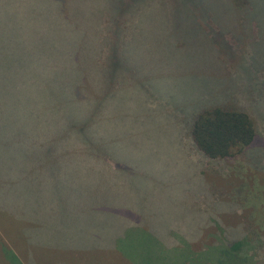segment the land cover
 <instances>
[{
	"label": "trees",
	"instance_id": "trees-1",
	"mask_svg": "<svg viewBox=\"0 0 264 264\" xmlns=\"http://www.w3.org/2000/svg\"><path fill=\"white\" fill-rule=\"evenodd\" d=\"M34 1L36 17L47 24L54 22L57 32L53 35L60 33L57 22L61 19L66 20L61 26L65 32L73 33L76 24L84 29L89 36L90 61L89 66L82 63L84 54L82 61L77 59V71L62 70L56 61L60 43L54 41L49 45H54L57 67L51 72L46 56L39 58L38 48L18 33L14 16L0 20V129L6 131L0 141V160L11 165L8 169L16 167L13 160L18 167H36L37 171L36 175L12 172L15 177H6L4 182L14 179L9 199H15L26 210L25 215L41 225L43 239L57 249L66 248L68 242L110 248L128 259L129 250L134 249L131 246L138 242L136 236L143 234L150 237V246L147 241L143 244L150 250L146 251L148 261L264 264V258L256 260L251 253V242L261 239L251 238L243 229L236 202L211 197L212 205L202 203L210 195L203 172L207 164L214 167L239 159L246 166L251 159L260 158L255 166L245 168L261 173L264 182V0H100L96 10L87 5L93 0ZM7 7L0 3V18L2 9L4 16L8 13ZM133 37L141 42L130 41ZM151 39H159V45L153 46L159 48L160 61L165 57L163 51L171 53L175 63L163 65L166 71L172 72L176 66L185 69L188 59L197 61L200 86L192 90L179 119L155 114V101L164 100L165 93L156 79L148 76L151 70L142 79L132 77L137 71L130 73L141 69L134 57L143 54L142 46L150 48ZM135 43L141 47L130 59L127 51ZM70 45L80 47L75 42ZM78 50L72 48L70 60ZM207 52L206 57L199 55ZM124 94L132 97L127 111L134 121L139 116L142 120L146 111L152 117L151 132L157 137L168 136L169 130L179 134L181 156L192 179L197 186L208 187V192L204 187L182 190L198 199L197 235L207 228L210 240L206 243L190 246L187 238L184 246L174 250L170 243L162 244L161 234L154 236L149 225L140 224V217L109 214L113 206L125 202L123 187L129 193L122 178L126 172L122 168H126L118 165L114 150H108L102 139L110 129L105 120L112 107L120 113L121 104H114L122 103ZM25 111L27 117L21 114ZM43 155L53 160L46 167ZM84 176L100 177L105 183L113 178L116 187L107 190L108 184H102L98 192L93 180L82 184ZM97 196L106 200L98 203L99 210L90 201ZM162 223L156 225L162 227ZM133 257L138 258L137 253Z\"/></svg>",
	"mask_w": 264,
	"mask_h": 264
},
{
	"label": "rangeland",
	"instance_id": "rangeland-1",
	"mask_svg": "<svg viewBox=\"0 0 264 264\" xmlns=\"http://www.w3.org/2000/svg\"><path fill=\"white\" fill-rule=\"evenodd\" d=\"M0 3L1 7H4L6 3L8 4V13L4 16L5 9H2V18L0 20L8 18V16L13 19L14 16L17 21L18 33L24 37L22 39H27L26 43L35 45L38 48L36 53L39 54V58L40 55L42 58L43 55L46 56L48 64L50 63L51 72L57 67L55 62L56 55L53 52L54 45H49L54 41L60 43L58 51L60 57L56 61L60 62L62 70L67 69L70 73L77 71L80 67L77 59L79 58L82 61L84 54L86 56L85 62L82 61V63L87 66L90 65L88 59L89 46L86 43L89 36L79 25L75 23L76 28L73 33L65 32L62 27L66 25V20L59 19L60 22H56L60 33L53 35L57 32L54 29V22L47 24L46 21L36 17L34 0H0ZM100 3V0H93L88 2L87 5L89 8L93 7L96 10L100 8ZM152 36L158 38L157 34ZM130 41L141 42L140 39L134 37L130 38ZM71 42L77 43L80 47L77 45L71 46ZM149 42V44L152 43V46L150 45V48L142 46L141 49H144V51L142 50L143 54L140 57L136 55V51L141 47V43H135L136 45H133L132 48H128L129 58L132 59L135 54L137 57L134 58H137L139 68H147L142 70L132 69L130 73L137 71L138 73L132 77L142 79L151 70L148 76L156 79L160 90L165 93L164 100L155 101V114L158 116L168 115L172 120L179 119L178 117L180 116L181 118L180 114L184 112L188 104V98L192 97V90L195 91V88L200 86L199 74L197 73L199 70L195 65L197 61L188 59L185 61L188 64L185 69L182 70L181 66H176V68L172 69V72L166 71L164 70L165 65H174L172 63H175L172 57L169 56L171 53L163 51L165 57L160 61L157 52L159 48L153 46L154 44L157 45V43L159 45V39H151ZM47 45H49V48H47ZM73 47H77L80 52L78 50L77 53L79 54H77L73 51L70 60L69 56ZM199 55L206 57L209 52L206 54L199 53ZM181 59L179 62L183 63V58ZM213 66H216V64H213ZM220 69L221 67L218 64V71ZM209 87L210 85H208ZM146 91L144 90L145 94ZM127 96V94H124L125 100L122 103L119 100L118 104H114L117 106L119 104L122 105L118 106V109L122 108L120 113L112 107L110 118L105 120L106 126L110 129L106 133L107 136L102 138L108 146V150H114L115 155L113 158L115 161L117 160L118 165H123L126 168H122V170H126L122 174V178L129 192L127 193L122 186L125 202L121 201L122 205L120 207L113 206L110 209L112 213L109 214L111 216L112 214H121L123 215L122 218H126V216L127 218L140 217V224L149 225V229L154 236L161 234L163 236L162 244L170 243L172 245L170 248L174 250L177 247L184 246L187 238L191 242L189 243L190 246L206 243L207 240H210L207 228L202 230V235H197V220L200 215L197 211L198 199L191 196L188 192L183 193L182 190L188 189L190 191L204 187L205 191L208 192V187H199L192 179V175L185 166L186 162L181 156L182 144L178 137L179 134L169 130L168 136L157 137L155 132H153L154 134L151 132L152 117L146 111L143 113L142 120L139 116L137 117L138 120L134 121L135 117L131 116L132 113L130 111H127V107H130L133 100L132 97ZM29 100L32 99L29 98ZM21 114H23V117L28 116L26 111ZM0 132L3 133V135L0 134V141L2 139L4 141L6 131L0 129ZM2 152L4 153V150ZM170 152L171 154H168ZM43 159L44 163L42 164L45 167L48 162H53L45 155H43ZM259 159H251L249 163L245 164L247 167L255 166ZM10 161L16 167L8 169L11 165L4 164L2 158L0 160V264H57V262L72 258L74 254L72 251L88 250L77 248V246L68 242L65 256L59 255L57 257V254L53 255L54 252L48 240L43 239L44 230L41 225L38 222L31 221L30 216L25 215L26 210L20 207L15 199H9L15 183L14 179H10L9 183L4 182L6 177H15L12 172L22 175H36V167L34 169L30 166L21 168L18 167L15 161ZM246 166L239 159L227 160L226 163L219 162L214 167L207 164L203 172L207 174L205 182L209 185L210 195L203 198L202 203L206 201L208 206L212 205L210 202L211 197L213 199L228 197V199L231 198L232 201L236 202L237 213L242 215L243 229L251 238L260 237L261 239L258 243L256 241L251 242L254 247L251 253L255 255L256 260H261L264 258V182L261 173L251 172L245 168ZM262 167H260V171ZM15 168L16 170H13ZM57 169L59 168L56 167ZM81 170L84 171L83 168ZM30 171L31 173H29ZM91 180L94 181L95 187L99 189L98 192L103 188L100 187L102 184H108L107 190H112L116 187V184L113 183V178L105 183L100 177L88 179L84 176L81 182L86 185ZM152 185L159 188H155ZM133 190H140L142 193L134 195L132 193ZM90 201L95 204L98 210V203H106L103 196L91 197ZM108 206L110 207L111 203H108ZM231 217L234 218L233 216ZM156 222H163L161 225L165 230L162 227H158ZM200 222L202 223V217ZM110 232L113 233L114 231L110 229ZM134 233L139 234L142 232L134 231ZM144 233L150 234L147 231ZM136 237L139 239L135 245L131 246L134 249L129 250L130 256L126 259L127 264L173 263L148 261L149 257L146 256V251L150 250L143 244L147 241L150 246V237H144L143 234H139ZM152 241L155 242V239L153 238ZM136 253L138 258L133 257ZM201 263L207 264L205 262Z\"/></svg>",
	"mask_w": 264,
	"mask_h": 264
},
{
	"label": "crops",
	"instance_id": "crops-1",
	"mask_svg": "<svg viewBox=\"0 0 264 264\" xmlns=\"http://www.w3.org/2000/svg\"><path fill=\"white\" fill-rule=\"evenodd\" d=\"M207 183V182H206ZM77 248L88 249L86 251H72L74 252L72 258L65 260L63 262H57V264H117L118 262H127L126 258L123 257L116 250L108 249H95L88 248V246L84 244L75 245ZM54 252L53 255L56 256H65L66 248L62 246V248L51 247ZM127 264V263H126Z\"/></svg>",
	"mask_w": 264,
	"mask_h": 264
}]
</instances>
